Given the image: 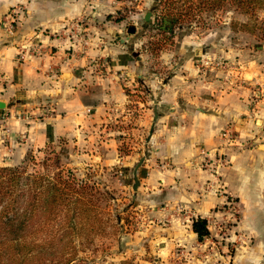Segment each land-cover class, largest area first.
I'll list each match as a JSON object with an SVG mask.
<instances>
[{"label": "crops", "instance_id": "0c3cea01", "mask_svg": "<svg viewBox=\"0 0 264 264\" xmlns=\"http://www.w3.org/2000/svg\"><path fill=\"white\" fill-rule=\"evenodd\" d=\"M18 4L16 32L0 26V152L10 151L12 165L63 141L76 148L82 168L105 175L123 207L131 198L150 229L165 232L162 244L180 242L182 234L197 237L193 220L208 221L227 195L251 215V227L264 224V146L254 136L264 113L256 84L264 81L227 91L204 79L191 38L153 57L135 34L111 32L109 21L107 29L99 26L91 0H0V22ZM22 52L33 56L22 62ZM158 70L172 74L163 80ZM134 104L139 110L131 115ZM226 128L231 146L221 136Z\"/></svg>", "mask_w": 264, "mask_h": 264}, {"label": "rangeland", "instance_id": "374dc122", "mask_svg": "<svg viewBox=\"0 0 264 264\" xmlns=\"http://www.w3.org/2000/svg\"><path fill=\"white\" fill-rule=\"evenodd\" d=\"M91 1L98 7L97 17L99 16L102 24L99 26H104V30L109 27V22L116 27L111 32L120 29L122 34L130 35L129 30L135 29L136 39L143 42V48L161 39L159 30L152 25L146 26L144 20L148 12H152V19L158 14L155 0ZM101 1L104 6H99ZM254 5L251 13L223 6L216 12L204 13L200 22L175 33V41L191 38L197 43L193 62L199 74L208 81H220L227 91L247 82L264 81V0L255 2ZM17 6L22 7L19 4ZM17 6L1 18L0 26L4 33V17ZM109 16L112 19H108ZM118 19L122 20L118 22ZM71 29L74 31V28ZM77 33L83 34V28H78ZM171 48L167 47L162 51ZM152 64L161 65L157 60ZM158 71L163 73L160 76L163 80H167L172 74L170 70ZM256 87L260 91L258 100L263 101V111L264 84L258 82ZM258 119L254 126V136L257 143L264 146V113ZM234 140L226 146H231ZM76 154V148L66 146L60 140L39 151L28 152L17 165H12L10 151L8 154L0 152V167L22 166L28 167L29 171H43V162L49 159V170L52 174L61 166L72 170L82 179L91 177L102 190L106 189L108 185L105 175L97 170L82 168L79 161L75 160ZM31 157L34 158L33 161H30ZM221 160H225L224 157ZM112 193L114 201L104 198L100 202L105 220L102 231L94 243L81 252L72 264H264V224L253 219L255 227H251V215L246 214L233 196L227 195L224 205L216 208L208 218L210 235L202 242L198 237L192 239L190 235L182 234V241L167 245L162 244L161 234L165 232L150 229L149 224L153 223L143 219L139 210L133 206L131 198L123 207L118 202L120 197ZM117 216L121 218L117 220ZM156 226L159 225L152 227ZM173 234L174 238H182L178 237L177 232Z\"/></svg>", "mask_w": 264, "mask_h": 264}, {"label": "trees", "instance_id": "16d2710c", "mask_svg": "<svg viewBox=\"0 0 264 264\" xmlns=\"http://www.w3.org/2000/svg\"><path fill=\"white\" fill-rule=\"evenodd\" d=\"M155 1L158 14L146 26L156 27L161 39L144 48L153 57L173 47L176 31L200 22L204 13L223 6L251 13L263 0ZM49 166L46 159L43 171L0 167V264H72L102 231L100 202L114 201L113 193L61 166L52 174ZM192 229L200 242L210 235L206 219H194Z\"/></svg>", "mask_w": 264, "mask_h": 264}, {"label": "built area", "instance_id": "2783aa9c", "mask_svg": "<svg viewBox=\"0 0 264 264\" xmlns=\"http://www.w3.org/2000/svg\"><path fill=\"white\" fill-rule=\"evenodd\" d=\"M22 12H23V9L21 7H17L5 15L4 20H3V27L5 29L6 34H8V35L14 34L16 29L18 27H20V24L22 23V18H21ZM36 48H38V47H36ZM31 56H33V53L22 52L20 54L19 58L22 62H25ZM140 95H142V93ZM131 106L132 107L130 108V114L133 115L134 113H138V110H139L138 104L137 105L134 104ZM232 135H233V133H232L230 128H226L225 130L222 131L221 136L224 139V141L227 142L226 145L227 144L229 145L232 143V141L234 139ZM201 154H202V156H204L206 158L205 161H207V163L209 161H210L209 163L212 162L209 152L202 151ZM222 158L223 157L220 156V158H218V161H220L221 164H226L225 163L226 160H221Z\"/></svg>", "mask_w": 264, "mask_h": 264}, {"label": "water", "instance_id": "95a60500", "mask_svg": "<svg viewBox=\"0 0 264 264\" xmlns=\"http://www.w3.org/2000/svg\"><path fill=\"white\" fill-rule=\"evenodd\" d=\"M151 17H152V12H148L145 14V17H144V20L146 23L150 22L151 21ZM132 31L134 32L135 29H132ZM5 105L4 103H1L0 102V109L4 108ZM158 118V113L157 111L155 112V116H154V121H153V125L151 127V130H150V133H149V137H148V141L150 140V138L152 137V134H153V131H154V127H155V124H156V120ZM144 162V158L141 159V161L139 162V164L137 165L135 171H134V185L132 187L133 191L134 192H137L138 190V187H139V178H138V170L139 168L141 167L142 163Z\"/></svg>", "mask_w": 264, "mask_h": 264}]
</instances>
